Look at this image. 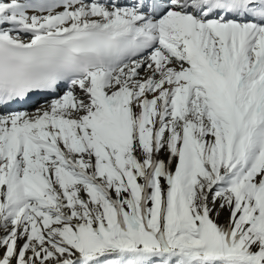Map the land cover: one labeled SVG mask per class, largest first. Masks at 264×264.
Returning <instances> with one entry per match:
<instances>
[{"label": "snow or ice", "instance_id": "snow-or-ice-1", "mask_svg": "<svg viewBox=\"0 0 264 264\" xmlns=\"http://www.w3.org/2000/svg\"><path fill=\"white\" fill-rule=\"evenodd\" d=\"M0 264H264V0H0Z\"/></svg>", "mask_w": 264, "mask_h": 264}]
</instances>
